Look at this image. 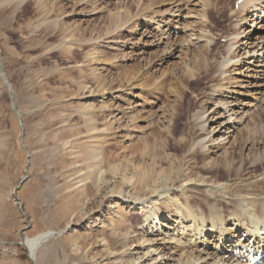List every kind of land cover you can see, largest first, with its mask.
<instances>
[{
  "label": "rangeland",
  "instance_id": "1",
  "mask_svg": "<svg viewBox=\"0 0 264 264\" xmlns=\"http://www.w3.org/2000/svg\"><path fill=\"white\" fill-rule=\"evenodd\" d=\"M23 1L0 0V264H178L179 259L183 264L184 254L196 242H181L198 233L192 229L200 228L202 221L195 225L184 220L179 213L183 195L173 197L164 190H187L202 182L182 180L174 185L168 173H161L157 182L140 189L137 179L151 159L136 157L133 151L146 141L164 144L169 135L180 139L184 131L194 144L206 142L217 136L218 124H227L231 114L229 124L264 125L257 114L264 115V55L254 57L264 52L257 44L264 42V22L253 18L263 0L245 10L237 8L235 0H58L54 15L42 4L36 7L38 0L29 1L33 11L25 13L28 0ZM253 4L258 7L252 9ZM237 11L242 14L234 16ZM47 18L78 31L73 37L64 31L51 38ZM68 41L77 42L73 48L84 41L75 59H44L66 48ZM206 42L211 52L208 64L217 66L210 76L215 83L192 87L184 76L187 64L193 68ZM170 48L179 51L170 55ZM234 55L238 57L229 59ZM197 96L201 98L193 100L194 105ZM190 100L187 118L177 121ZM221 100L231 102L227 109ZM205 120L203 132L199 123ZM175 122L180 123L177 132L172 129ZM237 126L230 127L215 148L213 156L220 162L232 151L238 165L264 151L261 140L257 148L246 138L236 141ZM213 129L206 139H195ZM164 154L171 156L160 155ZM196 155L199 166L211 158ZM173 203L176 215L165 213L155 220L160 230L141 237L137 213L146 216L161 205L167 211L165 204L174 210ZM152 221L146 224L153 226ZM48 229L57 235L37 255L31 253L26 237ZM210 235L197 242H206ZM212 236L210 248L218 240ZM161 249L166 259L161 262L158 255L153 261ZM135 256L139 259L132 263Z\"/></svg>",
  "mask_w": 264,
  "mask_h": 264
},
{
  "label": "bare ground",
  "instance_id": "2",
  "mask_svg": "<svg viewBox=\"0 0 264 264\" xmlns=\"http://www.w3.org/2000/svg\"><path fill=\"white\" fill-rule=\"evenodd\" d=\"M29 1H31V0H28L26 2V4L28 3V5H25L26 7H24L25 8L24 12L28 13V14L33 11V6L30 4ZM23 2H21V3H23ZM253 2L256 4V0H243L242 4L240 5V9L245 10V7L251 6L252 5L251 3H253ZM263 2H264V0H263ZM31 3L33 4V2H31ZM37 3H36L37 4L36 7H38L42 4L44 6V8L46 10H48L47 14H49V15L51 13H53V15H54V13L57 12L58 9L60 8L58 0H53V1L52 0H38ZM249 4H251V5H249ZM252 7L253 8L258 7V5L256 6L253 4ZM261 8L263 9V7H261ZM256 10L257 9H255L254 15L256 14ZM221 12L223 15L224 11H221ZM238 12H240V11H237L236 13L234 12V16L239 15ZM17 14H18V12H17ZM47 14L45 16L49 17V15H47ZM56 15H58V14H56ZM18 17H19V14H18ZM46 17H44V18H46ZM114 18H116V17H114ZM250 19H253V18L250 17ZM46 20L48 22L47 23L48 25L46 27H47V29H50L49 32L51 33V35L49 37H51V38H56L58 36L59 32L62 34L64 31L70 32L69 35L73 37L74 35H72V34H74V31L75 32L78 31L77 28H76L77 30L74 28H73L74 29L73 30V29H71V27L65 26V23L61 22L60 20L58 22L57 18L52 19V20H48V18H47ZM18 23H16V24H18ZM262 27H264V25H262ZM44 30H46V28ZM246 31H247V29H243V32H246ZM236 34H240L239 31ZM46 36H48V34L45 33L44 37H46ZM229 36L231 37L232 35H229ZM198 39H200V38H198ZM88 41H90V40H88ZM230 41H234V39H230L229 42ZM75 42L76 41L66 42V44H65L66 48L60 49V51H58V52H56V51L50 52V53L45 55L44 59L46 61H52L54 59L55 62H58V63H60V60L62 62H65V61L75 59L80 54L79 53L80 49L78 47L83 48V46L85 45V44L83 45L84 41L83 42L80 41L79 43H82V44L78 43V47L73 48V45H75L77 43V42L76 43ZM89 43H92V42H89ZM207 44H208V42H206V44L203 46L204 47V49L202 50L203 52L200 51L199 54H196L195 57L198 56V58L195 61L193 68H189V64H187V66H188V70H186L187 75H184V76L189 78L186 83H188L189 85H192V87L195 85L199 87V85H204L206 83H209V81H211V82L213 81V83H215V81H214L215 79H213V77H211V79H210V76H212L211 72L212 71L214 72V70L217 69V66L208 64V58H209V56H210L209 54H211V52H210V49H208V46H206ZM257 44H259V45L262 44V47L260 50H264V42L257 43ZM191 46H192V44H191ZM175 49L171 50V48H170V52H169V49L166 52L170 53V55H173V54H175V52L179 51V50H175ZM253 52L255 53L256 49H254ZM257 52H259V51H257ZM263 53L261 51V53H259V54L257 53L258 56H254V57L259 59L261 54H262V56L264 55ZM88 55L92 56V53H90V51H89ZM237 57H238V55H234V56H231L229 59H233V58H237ZM93 58H95V57H93ZM196 69H198V70H196ZM222 72H226V71L221 70V73ZM208 77H209V80L208 81L206 80L207 81L206 82L204 78H208ZM216 77H214V78H216ZM179 79L180 78H178V80ZM216 80H217V78H216ZM215 86H217V85L215 84ZM198 87H196V88L198 89ZM186 88H187V86H186ZM193 90H195V89H193ZM214 90L216 91V89H214ZM170 93H172V92H170ZM182 94H183V92H182ZM200 98L198 97V98L192 99V104L195 105L197 102L193 103V100L195 101L196 99H198L200 101ZM230 103L231 102H229V101H222V100L220 101V104L223 105L225 107V109H227L226 104H230ZM184 106H186V107L184 109L181 108L182 111L180 113L177 112V113H179L176 116L177 121H179V120L183 121V119L189 114L190 108L192 106L191 100L188 101L187 105H184ZM262 109H263L262 111L264 114V108H262ZM231 110H233V109H231ZM260 112L257 114L259 115V117H261L263 119L264 115H262V113H260ZM231 115L228 116L229 120H228L227 124H224L223 123L224 121L218 124L219 130H217V134H215L217 136L209 138V140L206 142H205V140L204 141L200 140L199 144H198V142L194 144V142L191 141L190 135L187 134V131H184L183 136L180 139L172 138L169 135V137L167 138V141L164 144H161V143L156 142V141H154V142H147L146 141L144 143H141V144H143L142 147L140 146L141 149H140V147H137L133 151L134 155H135V153L139 154L136 157H142L141 159H143L144 157H148V159H151L150 162H147L148 160L145 162L144 172L142 173V175H140L139 179H137L138 185H136V186L139 187L140 189L144 188V186H146V187L149 186L150 184H152V181H156L155 180L156 176H158L161 173H164V175H165V173H168L169 175L166 174V176H168V179L174 185H177V183H179V181H182V180H187V181L198 180V181L202 182V183L198 184L200 186H198V185H196L197 187L190 186V187H188L187 190H184L183 188H176V189H180V190H175V189L171 190V189H173V187L169 188V186H168V188H165V190H164L165 192H169V194L172 195L173 197H175L176 195H179V194L183 195L182 196L183 198L180 199V200L183 199L181 201V206L183 209H181V212L179 210V213H181L182 218L184 220L189 219L190 222L194 221L195 225H196V222H199V225H201L200 221H202V225L200 226V228L197 225L194 229H192V232L197 231L198 233L193 234L190 238H188L186 240L183 239V241L181 242L182 244H185L187 242L193 241V239H195V242H196V244H195L196 246L190 247L192 250L187 251L186 254H184L186 256V260L184 261L185 264H246V263L241 262L239 259L233 257L230 254V252L233 250V249H231V247L234 244H238V243L246 244L247 239L244 238L245 235H251V239L249 240V242H251L252 240L257 241V242L259 240H262L264 242V237L262 236V233H263L262 230L264 229V151L261 152L259 158H253V155L252 156L250 155L248 158H245L244 161L242 160L240 162V165H238L239 162H237L235 160V156H233V153L235 151L231 152V154L229 155L230 156L229 159L226 160L225 162H220L219 160H217V157H214L216 155L215 148H218L222 145L223 140H221L220 138L223 139V137L226 134H229V131L227 132V130L230 127H233V125L237 126L236 123L233 125L229 124L230 119L232 117ZM201 117H203V116H201ZM206 121L207 120L201 121L199 123L200 124L199 129L202 130L203 132H205V130H207L205 127ZM238 122H240V121H238ZM179 124L180 123L172 126L173 132H177V127ZM241 125L242 124L240 123L237 126L238 130L235 132L236 141L243 139V138H246V140L247 141L250 140L251 143H253V146H255V147H256V144L258 146L257 142H260V140L262 142L261 144H264V138H262V135H264V125H260L257 128H251L249 125H247L246 128H241ZM94 128L97 129V126H94ZM260 130H261V132H260ZM214 131H215V129H213L211 132L209 131L207 133H204V135L202 134V135H199L198 137L196 136L195 139H197V138L206 139L208 134L213 133ZM192 132H195V131L191 130L190 133H192ZM155 134H157V133H155ZM193 134L194 133H192V136H193ZM160 135H158V136H160ZM259 136H260V138L258 139ZM219 139L221 140L220 142H218ZM173 140H175L174 143H172ZM163 141H165V140H163ZM173 150H175L176 154L178 156H181V157H178L176 159L175 156H177V155L173 154ZM210 150H211V153L209 152L210 153V155H209L206 152H208ZM187 151H190V152L188 154H186ZM162 152L163 153L170 152L169 155H171V156L169 157L167 155L168 153L164 154V155H160ZM182 152H184V153L180 154ZM184 154L187 156H185ZM196 154L202 155V157L204 159H206V158L209 159L208 157H211V158L208 162H202L201 161V163H203L204 165L199 166L200 158ZM213 154H214V156H213ZM110 156H111V154H110ZM171 157L173 158V160L171 159ZM129 161H131V160H129ZM164 162L167 163V165H168L167 167H163V165L161 164ZM192 163H194L195 165L192 166ZM248 164L251 165V167H250L251 170L246 167ZM135 165H137V164H135ZM185 165H188L187 168L184 167ZM141 167L143 169V166H141ZM196 169H199V171H196ZM218 169H222L223 171L225 170L224 171L225 174L224 175L218 174L217 173ZM111 171L116 172V169H114V167H112ZM249 173H251L252 176H250L251 174L249 175ZM245 176L247 178H243ZM158 186L154 185L155 188H157ZM176 187H178V186H176ZM162 193L163 192H159L157 195L160 196V194H162ZM184 196H185V198H184ZM225 199H228V200L226 201ZM173 205H174V203H173ZM179 205H180V203H179ZM197 205L200 206L201 210L197 209ZM165 206L168 207V208H166L167 211L163 210L162 205H161L158 207L157 211H154V213H152V214L150 213V211H148L146 216H142V214L140 215V212H138V213L136 212L137 214H139L140 219H141V222L139 223V226H138L143 231V235L141 237H145L148 234H152L156 228H157V231L160 230L158 227V224H156L157 223L155 221L156 219H158L159 217L162 218V216H164L165 213H168V212L171 214L173 213V215H176V212H178V207L176 208L175 205H174V207H175L174 210L171 209L170 205H168V204H165ZM181 206H180V208H181ZM221 206H223V208ZM130 217H131V214H130L129 218ZM149 218L152 219L153 221H155V222H153V221L150 222V223H154L153 226H148V224H146V221L149 220ZM161 224H162V222L160 220V225ZM120 225H118V226H120ZM229 225H232V228H228ZM118 226L115 227L116 230H117ZM127 226H128V224H124L125 228ZM55 231L56 230H54V229H48L45 231H41L37 234H34L33 236H27L26 240H25L26 241L25 244L29 247V250L31 251V253L37 255V253L39 251H41L40 249L44 245V243L49 241L53 236L57 235V233ZM57 231L59 233H61V231H59V230H57ZM240 231H242V236H239ZM114 232H116V231H114ZM146 233H147V235H146ZM207 233L211 234L213 236L215 235V237H216L215 239L218 238L217 242L215 241L214 245L211 246L210 249H207L206 245L211 242L209 240V237H211V235L208 236L206 242H202V244H199V242H197L199 239H202L201 237L205 238L207 236ZM230 234H231L233 239L229 240L228 237ZM257 235H260V238H258ZM223 236H225V238ZM221 237H223V238H221ZM177 240H179V239H177ZM220 240H222V242H223L222 245H219ZM177 244H179V243L177 242ZM177 246H179V245H177ZM184 247L186 248L189 246H184ZM48 248L50 251L51 248L50 247H48ZM157 249H159V248H156L155 250H157ZM186 249H188V248H186ZM219 249H221V251H223V252H219ZM148 252H151V251L148 250ZM225 252L228 253L227 256H226ZM138 254H140V253H138ZM158 255H160L162 257L161 262H163V260L166 259V257H165L166 253L163 252V249H161L159 251V253L157 254V256L153 258V261L158 259ZM139 256H137V257L135 256L132 260V263H135L136 261H138ZM167 260H168V258H167ZM180 261H181V259H179L178 264H181ZM165 264H167V263H165Z\"/></svg>",
  "mask_w": 264,
  "mask_h": 264
}]
</instances>
